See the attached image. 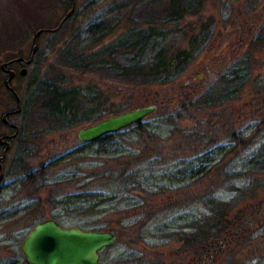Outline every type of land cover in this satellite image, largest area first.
<instances>
[{"label":"rangeland","instance_id":"1","mask_svg":"<svg viewBox=\"0 0 264 264\" xmlns=\"http://www.w3.org/2000/svg\"><path fill=\"white\" fill-rule=\"evenodd\" d=\"M167 1L74 0L64 20L71 9L63 6L67 0H0V64L14 56L27 58L40 26L53 27L63 19L64 43L75 34L85 37L93 22L116 23L101 47L130 25V15L159 20ZM201 1L199 13L162 24L175 49H188L189 39L205 31L193 62L168 89L132 87L58 66L65 51L62 37L40 34L38 67L12 82L26 101L27 116L12 117L11 124L31 125L36 90L28 84L56 77L65 89L99 90L106 108L155 105L156 110L139 130H122L105 155L77 139L78 131L93 123L58 132L40 127L39 133H23L24 145L12 141L0 189V264H26L20 244L33 226L48 219L64 228L116 234L114 244L100 251L99 264H198L201 258L204 264H264V0ZM20 2L29 11H20ZM10 18L15 24L6 31ZM14 29L18 40L9 39ZM243 66L249 75L234 98H218L209 107L194 104L204 93L220 97L221 83ZM150 93L156 94L153 101L135 106ZM11 110L13 102L0 90V118ZM189 164L199 165L195 176L173 185L165 181L164 174ZM132 177L143 181L141 189H131ZM31 180L44 184L30 190ZM208 246L215 251L207 261L199 253Z\"/></svg>","mask_w":264,"mask_h":264},{"label":"trees","instance_id":"2","mask_svg":"<svg viewBox=\"0 0 264 264\" xmlns=\"http://www.w3.org/2000/svg\"><path fill=\"white\" fill-rule=\"evenodd\" d=\"M71 1L72 0H67V2L63 4L65 9L71 8ZM20 7L22 8L20 11H29L27 6L22 2L19 4V8ZM201 7V0H168L160 9L159 20L154 18L151 19L150 22H146L145 20L141 21L142 14L135 19L130 15L127 17L130 20V25L118 36V38L101 47H99V45L117 28L116 23L111 24L108 21L93 22L83 32L85 37L81 39L79 34H75L73 37L69 36L72 38H68V41L64 43L63 41L67 30L64 27L65 21H63V19L53 27L46 25L40 26L37 31H41L42 35L56 34L62 37L59 38V40L62 42L65 51H62V57H60L61 60L58 61V66L72 68L80 72L97 73L110 80L132 87L168 89L193 62L196 53L204 44L205 31L199 32L195 37L193 36L189 39L188 49L180 47H176L175 49V41H173V39L169 41L170 39H168L167 32L164 27H162V24H176L187 16L199 13ZM9 24H15L11 18L10 20H6V27L4 30L7 31L8 28H10ZM202 27L204 28L206 26ZM7 33L8 32H5L6 35ZM16 33L14 29V32L8 35L9 39L11 37L12 39L18 40L20 38L18 36L20 35ZM80 47L82 49H79ZM37 54L38 51L33 55L31 67H38L37 60H35ZM16 58L23 57L14 56L7 59V61ZM55 67L56 66H51L54 71H56L54 69ZM248 75L246 66L238 68V70L233 69L231 78L221 83L223 91L218 94L220 97H214L213 95L210 96L204 93L200 95L199 98L195 99L194 104L198 107H209L216 105L218 98L220 99L219 101H226L233 98L232 95L239 92L245 81H247ZM61 84V80L57 77L41 81L36 80L28 84L29 88L35 87L36 90L33 104L29 106V108L32 109L28 114L31 117V125L23 126L22 124H18L16 126L18 134L13 141L17 145L25 144V139L22 137L24 132L30 131L29 133H39L40 127L45 128L48 132H58L64 128L85 126V124L102 120L105 115L112 113H117L115 115H118L125 112L127 108L116 109L115 107L112 109L111 107L113 105H109L110 107L106 108V101L105 99L102 100V93L93 87H87L81 91L79 88H62ZM230 86L233 89H228ZM151 94L152 96L149 97ZM154 94L155 93H150L147 94V96H141L139 98L141 101L135 103V106L137 104L143 105L148 102L150 103L154 100L156 95ZM10 100L13 102L12 99ZM18 105L19 106L14 105V110L19 109L18 113H14V117L25 118V116H27L26 109L28 108L26 101L20 99ZM140 126L141 123H137L124 130H139ZM120 132L121 131L106 134L98 140L85 143L84 145L89 147L96 146L98 155L108 154V147L112 144L114 138L121 134ZM86 152V149L82 150L84 155ZM199 171L200 167L198 164H189L178 171L167 172L164 174V177L167 178L165 181L173 185L183 182L191 176H195V173ZM27 175L29 177L32 176V174ZM129 179L133 180L130 184L131 189L136 190L142 188L141 184L143 181L140 182L136 177L128 178V180ZM146 181H149V179ZM43 184V182H35V180L28 182L30 190L33 186L41 187ZM92 197L93 195L90 194L91 201ZM103 200H106V198L100 199V201ZM219 205L223 206L226 212H228L226 204L220 203ZM81 229L84 228L82 227ZM226 240L227 236L224 237L222 242ZM186 242L188 244L189 241ZM103 250H106V248Z\"/></svg>","mask_w":264,"mask_h":264},{"label":"water","instance_id":"3","mask_svg":"<svg viewBox=\"0 0 264 264\" xmlns=\"http://www.w3.org/2000/svg\"><path fill=\"white\" fill-rule=\"evenodd\" d=\"M73 1L70 11L64 20L69 18L73 12ZM41 31L34 35L35 44L32 53L37 49V40ZM16 58L14 62H22ZM29 60L25 64H29ZM5 64L0 65V69ZM8 82L14 76L9 72ZM26 69L20 70L19 75L24 76ZM8 87V85H6ZM19 102V98H16ZM156 106L133 109L118 115L106 117L98 122L83 127L77 133V139L81 143H90L110 133L122 131L137 123H141L146 117L155 112ZM19 109L15 113H18ZM2 122L6 123L5 117ZM16 130L17 128L14 127ZM0 144L2 141L0 140ZM10 148L5 145V150ZM3 157L0 158V170ZM2 178L0 174V179ZM116 241V235L109 231L82 230L78 227L64 228L53 219L44 220L32 227L20 244V252L26 264H99V252L110 247Z\"/></svg>","mask_w":264,"mask_h":264},{"label":"flooded vegetation","instance_id":"4","mask_svg":"<svg viewBox=\"0 0 264 264\" xmlns=\"http://www.w3.org/2000/svg\"><path fill=\"white\" fill-rule=\"evenodd\" d=\"M34 44H35V40H34ZM34 53H32V50H31V52H30V54H29V56L27 58H24V59L21 58L23 60L22 62H14L15 59H12V60H8V61H5V62L1 63V64H5V66H4V68L2 70L0 69V90H2V92L6 95V97H8V99H12L14 105H16V106H19L18 105L19 102L16 101V98L17 97L19 98V96L17 94V90L12 87V82L15 81L18 78H23V77H25L27 75L28 71H27V73L24 76H20L19 75V72L23 68H25L26 70H28L31 67V62H32ZM28 60L30 61L29 64H25V62L28 61ZM9 72H13L14 73V76L11 79V81L8 82V77H9V74L8 73ZM6 85H8V87ZM237 94L236 93L233 94L232 95L233 98ZM19 101H20V98H19ZM16 108H18V107H16ZM15 112H16V109L15 110H11V111H7V112L3 113L1 115V118H0L2 127L5 128V129H7V132H3L4 134H1L0 135V140L2 141V144H0V158L3 157V160L1 162V170H0V174H2V179H0V189L2 187L1 186V183H2L3 178H4V175H3V162L5 161L6 154L8 153V151L12 147L11 142L17 136L16 134H18L17 133V129L16 130L14 129V127H16V126L13 125V124H11L9 122L10 118L14 117V115H15L14 113ZM3 117H5L6 123H3L2 122V118ZM6 144H9L10 145V148L7 151L5 150V145ZM238 220H237V222H238ZM240 221H241V219H240ZM241 222H239L236 225V227H238L240 229V230H238L239 232H242V230H243L242 227H241V225H240ZM236 232H237V230H236ZM212 248H214V247H212ZM209 249H211L210 246L204 247V250L202 249L200 253L198 252L199 253V257L201 255H203L204 256V259L208 261L210 259V257L213 256V252L215 251L214 249H212L211 250L212 252H210ZM206 256H208V257H206ZM197 260L198 261L201 260V261L198 262V264H204V262H205V261L203 262L202 258L201 259H197Z\"/></svg>","mask_w":264,"mask_h":264},{"label":"bare ground","instance_id":"5","mask_svg":"<svg viewBox=\"0 0 264 264\" xmlns=\"http://www.w3.org/2000/svg\"><path fill=\"white\" fill-rule=\"evenodd\" d=\"M1 176H2V174H1ZM2 179V178H1Z\"/></svg>","mask_w":264,"mask_h":264}]
</instances>
